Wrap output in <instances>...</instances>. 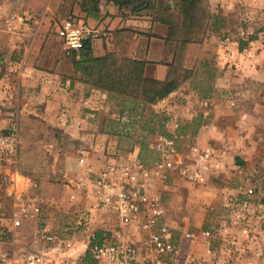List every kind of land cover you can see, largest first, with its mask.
<instances>
[{
  "label": "rangeland",
  "instance_id": "obj_1",
  "mask_svg": "<svg viewBox=\"0 0 264 264\" xmlns=\"http://www.w3.org/2000/svg\"><path fill=\"white\" fill-rule=\"evenodd\" d=\"M231 2L234 3V7L228 8L227 6ZM208 3L212 13L225 18L227 26L222 32L212 34L204 45L205 49L214 54L213 65L218 69L217 77L210 79L206 70L200 67L195 78L188 82L190 87L201 96L217 95L221 97L219 99L223 100L219 103L224 107L220 109L217 116L213 115V119L210 121L214 124L212 129L216 135L207 144L223 146L229 150L228 141L238 142L240 149L245 152L248 158L247 161L241 158V154H243L241 150L232 155L233 161L238 158L244 161L241 166L245 170V174L238 180L241 183L252 184L257 189L260 182L264 183V80H260L257 74L261 69L264 70V0H208ZM68 16L70 15L61 17L55 12L48 17L46 25L49 26L52 22L51 28L55 31L49 36L51 41L48 59L56 58L59 50L62 49L61 45H65L57 35V31ZM226 32L228 34H223ZM250 35L256 37L248 40ZM101 36L102 32L97 38ZM240 40L249 41L242 50L239 48ZM236 45L238 49L234 50ZM66 54L63 52L64 65L71 61V56ZM259 58L263 61V68H259L257 63L253 72L254 63ZM246 63L250 66L249 69L248 66H245ZM225 96H227V101L224 99ZM231 100L234 104L231 103ZM148 106L136 101H125L110 96L106 105L108 110L101 113L100 120L106 123L108 129H115L114 131L119 137L123 136L120 153L125 154L129 150L137 146L142 147L145 144L146 148L144 147V150L140 152V157L151 163L156 159V155L149 149L148 143L154 139L157 132H160V125L166 122L168 114L164 112L155 114L156 111ZM192 106L197 109V113L201 112L202 108L195 99H193ZM179 108L176 106L175 112ZM28 115L29 118L20 121L18 165L20 158V173L22 174L23 170L30 180H26L22 175L19 190L26 189L29 194L42 199L44 213L41 225H49L53 230L61 232L72 220L73 204L70 201L68 187L66 188L64 183L67 176H63L60 170L66 168V172H69L68 168L72 164L75 165L73 161L65 162L57 159L54 153L50 154L48 151L49 149L55 151L54 149L57 147L55 138L58 137V131L55 130L53 121L51 126H47V120L43 117H39L33 112ZM123 115L127 116L129 122L123 124L119 120V117ZM190 129V125L184 123L178 132L179 134L181 131L187 133ZM189 144L199 143L183 138L179 143L180 150L183 151ZM117 150L119 151V148ZM227 166L228 163L217 176L212 175L203 183H193L176 175L171 176L168 179V184L172 188L171 191L169 189L168 192L166 191L164 198L170 219L173 225L189 227L197 232L201 227L198 220L204 217L207 212V218L213 217V220L206 221L202 227L215 226L220 230L224 226H229V234H232L229 237L220 231L217 236L213 237L211 245L218 253L213 264H264V194L259 190L256 191V195L253 197L256 209L254 208L252 218L237 222H234L233 219L228 222H219L218 220L222 213L227 212V203L231 199L244 197L238 189L236 192L232 191L237 182L232 183L231 178L227 176L225 172ZM227 170L234 175L237 171L233 166ZM46 173L48 175L44 176ZM45 179L56 188L47 187L48 184L44 183ZM11 204V198L6 192L0 190V231L2 233H7L11 226ZM196 236L194 239H187L188 242L184 241L186 243L182 246L181 240L180 243L177 242L181 246V256L192 252L190 249L192 243H197ZM6 239L9 240L8 237ZM249 251H254L256 255L252 256V252ZM258 251H261L262 254H258ZM167 260L172 261L170 257Z\"/></svg>",
  "mask_w": 264,
  "mask_h": 264
},
{
  "label": "built area",
  "instance_id": "obj_2",
  "mask_svg": "<svg viewBox=\"0 0 264 264\" xmlns=\"http://www.w3.org/2000/svg\"><path fill=\"white\" fill-rule=\"evenodd\" d=\"M4 5L0 1V19ZM15 20L8 18L6 26L12 28ZM57 33L71 52L80 50L101 31L67 18ZM159 112L168 114L176 129L157 132L149 141L148 147L156 155L153 162L144 161L134 151L125 156L110 146L105 148L101 162L88 160L85 152L79 155L81 176L70 194V199L78 204L72 221L61 232L41 225L42 199L26 189L19 190L23 177L18 165L20 119L15 116L9 127L0 131V190L12 200L11 226L7 233L0 231V264H213L218 253L211 241L220 231L231 237L229 226L220 230L209 226L199 233L200 243L206 246L204 255L189 252L181 256V246L166 220L164 198L171 176L193 183L217 176L227 163L228 150L215 144H189L180 150L183 137L177 129L179 116L175 107L168 106L155 114ZM119 120L123 124L129 122L126 115ZM77 124L82 125V121ZM238 190L244 197L231 199L219 222L253 217L256 187L243 182ZM108 214H115L117 219H109ZM212 218H207V222ZM25 226L29 230L24 231ZM195 236L185 233L188 239Z\"/></svg>",
  "mask_w": 264,
  "mask_h": 264
},
{
  "label": "crops",
  "instance_id": "obj_3",
  "mask_svg": "<svg viewBox=\"0 0 264 264\" xmlns=\"http://www.w3.org/2000/svg\"><path fill=\"white\" fill-rule=\"evenodd\" d=\"M0 1L5 4L4 13L0 19V131H5L9 127L13 120L12 116H18L22 121V119L29 118L28 114L31 112L47 120V126H51L53 121V126L58 131V137L55 138L57 147L54 149L55 151L49 148L47 150L50 151V154L54 153L57 159L74 162L75 166L72 164L69 168L65 164L69 172H66V168H62L65 171L60 170L63 176H67L64 183L71 194L73 185L81 176V169L78 165L79 155L85 152L88 154V160L101 162L105 148L109 146L113 149L119 148L120 152L121 141L124 138L123 136L119 137L114 131L115 129H108L106 123L100 120L101 113L108 110L106 105L110 98L109 93L80 80V74L76 73L74 69L71 52L67 50L66 46L61 45L62 49L59 50L56 58H47L51 41L48 38L45 39L49 29V26L46 25L48 17L55 12L61 17L72 13L79 22L91 25L102 32L101 37L94 39L95 54L101 55L106 50L117 49L130 57L145 59L148 61L146 75L158 79H165L169 74V66L162 63L164 39L154 37V35L149 37L125 29L156 33L163 37L167 33V26L160 23L152 25L149 21L140 19L134 14L125 17L118 5L108 2V0H103L101 15L98 18L88 17L86 10L81 6L82 0ZM227 7H234V3L231 2ZM8 18L16 19L12 28H8L5 24ZM124 33L128 36L121 41ZM234 47V50L238 49L237 45ZM63 52L71 56V61L68 60L69 63L67 62L66 65L63 64ZM261 60L259 58L254 63L253 72L257 63L259 68H263ZM246 64L245 66H248L249 69L250 66L248 63ZM257 74L260 80H264V70L261 69ZM219 98L221 97L217 95L201 96L190 87L189 82H186L168 97L148 107L155 111H161L171 105L179 106L180 108L176 109V111L178 110L179 127L182 128L184 123L191 127L187 133L181 131L180 134L186 140L191 139L194 143L205 145L216 135L212 129L214 124L210 121L213 119V115L217 116L220 109L224 107L219 103L223 100ZM193 99L200 104L202 108L200 113H197L195 107L193 108ZM224 99L227 101V96ZM231 103L233 104V101ZM198 118L201 120H197ZM78 120L82 121V125L78 126ZM179 127L177 129H180ZM175 129L176 127L168 116L164 123V131L173 132ZM228 143V166L225 172L233 181L232 183L237 182L232 189L236 192L241 183L238 178L241 179L244 176L245 170L237 159L233 161L232 155L241 150L239 143L235 140L228 141ZM133 151L141 154V147L137 146L123 155L128 156ZM242 152L241 158L247 161L245 152ZM232 166L237 170L236 177L234 173L227 170ZM22 175L26 180H30L23 170ZM47 175L48 173L44 174V176ZM44 183L48 184L46 186L50 189L56 188L51 186L46 179ZM171 188L168 186L170 191ZM256 190L264 194V183L260 182ZM70 201L73 204L71 209L73 219L74 209L77 208L78 202L71 199ZM107 217L117 219L115 214H108ZM202 218L198 220L201 227L197 232L189 227L173 225L169 213L166 220L173 229L174 240L179 241L178 243L181 240L182 246L186 243L184 241L188 242V238L185 237L186 232L199 234L205 229L202 225L207 221V212ZM27 230L29 228L25 226L24 231ZM200 239L197 235V243L191 242L190 250L198 255H204L206 246L200 243ZM249 252H252V256L256 255L254 251Z\"/></svg>",
  "mask_w": 264,
  "mask_h": 264
},
{
  "label": "trees",
  "instance_id": "obj_4",
  "mask_svg": "<svg viewBox=\"0 0 264 264\" xmlns=\"http://www.w3.org/2000/svg\"><path fill=\"white\" fill-rule=\"evenodd\" d=\"M102 2L103 0H82L81 6L86 10L88 17L98 18L101 15ZM108 2L118 5L125 17L134 14L152 25L160 23L167 26V33L163 37L156 33L130 28L125 30L163 38L162 63L169 66V74L165 79L149 77L146 75L147 60L130 57L117 49L106 50L104 54L97 55L94 51V39H89L80 50L71 51L74 69L80 74L81 81L107 91L111 97L152 105L168 97L184 83L193 80L200 67L206 70L210 79L217 77L218 69L213 65L214 54L205 49L204 45L212 34L222 32L227 26L225 18L211 12L208 0H108ZM69 15L68 18L78 20L72 13ZM52 25L51 22L45 39H49L55 32L51 28ZM127 36L124 33L121 41ZM255 37L250 35L248 40ZM248 40H240V50L249 42ZM160 128V132L164 131V123ZM144 147L146 148L145 144L142 145L141 151ZM237 161L241 165L244 164L239 158Z\"/></svg>",
  "mask_w": 264,
  "mask_h": 264
}]
</instances>
